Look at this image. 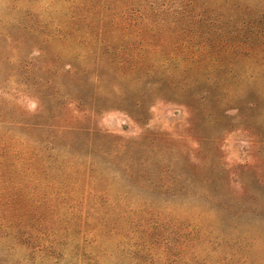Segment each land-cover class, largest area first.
I'll return each mask as SVG.
<instances>
[{
  "label": "rangeland",
  "instance_id": "rangeland-1",
  "mask_svg": "<svg viewBox=\"0 0 264 264\" xmlns=\"http://www.w3.org/2000/svg\"><path fill=\"white\" fill-rule=\"evenodd\" d=\"M0 264H264V0H0Z\"/></svg>",
  "mask_w": 264,
  "mask_h": 264
}]
</instances>
